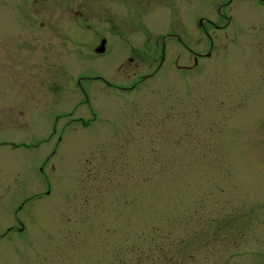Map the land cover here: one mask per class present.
I'll list each match as a JSON object with an SVG mask.
<instances>
[{"label": "rangeland", "instance_id": "rangeland-1", "mask_svg": "<svg viewBox=\"0 0 264 264\" xmlns=\"http://www.w3.org/2000/svg\"><path fill=\"white\" fill-rule=\"evenodd\" d=\"M0 236V264H264V4L0 0Z\"/></svg>", "mask_w": 264, "mask_h": 264}, {"label": "flooded vegetation", "instance_id": "flooded-vegetation-1", "mask_svg": "<svg viewBox=\"0 0 264 264\" xmlns=\"http://www.w3.org/2000/svg\"><path fill=\"white\" fill-rule=\"evenodd\" d=\"M260 4H264V0H257ZM212 24V23H211ZM207 34H208V31H205ZM103 39H106V48H107V43H108V39L106 38V37H102L101 39H100V42L103 40ZM190 49V48H189ZM196 54V53H195ZM164 60V59H163ZM163 60L161 61V64H160V66L162 65V63H163ZM197 62H198V57H197V55H195V64H197ZM181 68H183V67H181ZM184 68H186V67H184ZM187 68H189V67H187ZM135 87V84L131 87V88H134ZM0 237H2V236H0Z\"/></svg>", "mask_w": 264, "mask_h": 264}, {"label": "water", "instance_id": "water-1", "mask_svg": "<svg viewBox=\"0 0 264 264\" xmlns=\"http://www.w3.org/2000/svg\"><path fill=\"white\" fill-rule=\"evenodd\" d=\"M106 50V39H103L100 43V45H98V47H96L95 51L97 53H104Z\"/></svg>", "mask_w": 264, "mask_h": 264}]
</instances>
